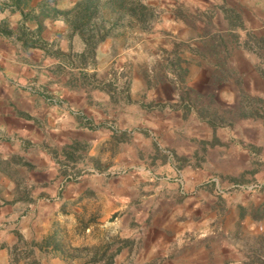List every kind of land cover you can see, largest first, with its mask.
<instances>
[{"label": "crops", "instance_id": "1", "mask_svg": "<svg viewBox=\"0 0 264 264\" xmlns=\"http://www.w3.org/2000/svg\"><path fill=\"white\" fill-rule=\"evenodd\" d=\"M186 2L226 14L222 29L204 36L217 50L199 64L252 78L228 80L224 102L245 82L263 101L264 53L255 45L264 0ZM30 9L0 8V264L4 248L56 232L65 249L48 264H67L66 248L95 241L113 244L115 264H244L242 236L264 230L260 117L166 94L171 76L143 83L129 75L127 49L114 53L107 39L91 63H66L68 51L84 55L79 35L68 40L64 16L29 17ZM251 183L261 189L229 190Z\"/></svg>", "mask_w": 264, "mask_h": 264}, {"label": "rangeland", "instance_id": "2", "mask_svg": "<svg viewBox=\"0 0 264 264\" xmlns=\"http://www.w3.org/2000/svg\"><path fill=\"white\" fill-rule=\"evenodd\" d=\"M2 5L31 7L30 10L34 9L36 13L31 12L29 17L39 15L51 19L58 14L64 16L68 40L77 34L84 44V55L77 56L68 51L64 58L66 63H91L95 48L107 39L114 53L120 48L127 49L129 75L134 72L143 79V83L157 84L171 76L174 84H163L162 87L166 94L176 92L223 115L230 110L240 115H255L264 123V100L249 96L247 82L236 93L233 103L224 102L228 101V87L223 88L225 83L231 80L238 85L248 81V76L250 81L252 78L248 71L243 72L246 78H238L237 74L218 71L222 67L199 64L205 52L217 50L218 45L210 47L209 39H204V36L217 33L223 27L219 22V11H224L219 5L202 8L186 0H0V8ZM180 34L187 35V39H181ZM257 37L259 41L255 47L264 53V32L257 33ZM191 65L194 70H191ZM258 70L264 75V57H259ZM244 185H232L229 190L250 193L261 189L257 183L248 184L249 188ZM214 191L221 194L225 190L218 186ZM263 211L264 205L259 206L258 214ZM237 233L236 230L230 234L229 240L234 241ZM241 241L246 259L244 264H264V230L250 237L245 234ZM28 244L18 241L4 248L5 264H48L51 262L47 259L53 257L51 253L57 255L58 251L65 249L57 232L37 243ZM112 245L95 241L91 245L68 247L65 252L69 256L67 264H115Z\"/></svg>", "mask_w": 264, "mask_h": 264}, {"label": "built area", "instance_id": "3", "mask_svg": "<svg viewBox=\"0 0 264 264\" xmlns=\"http://www.w3.org/2000/svg\"><path fill=\"white\" fill-rule=\"evenodd\" d=\"M249 187H251V186H249Z\"/></svg>", "mask_w": 264, "mask_h": 264}]
</instances>
